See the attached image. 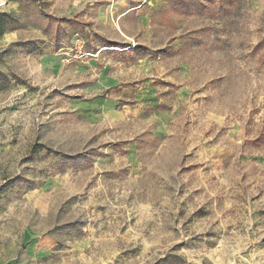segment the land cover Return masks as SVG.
I'll return each instance as SVG.
<instances>
[{
  "label": "rangeland",
  "instance_id": "1",
  "mask_svg": "<svg viewBox=\"0 0 264 264\" xmlns=\"http://www.w3.org/2000/svg\"><path fill=\"white\" fill-rule=\"evenodd\" d=\"M2 13L0 264H264V0Z\"/></svg>",
  "mask_w": 264,
  "mask_h": 264
},
{
  "label": "trees",
  "instance_id": "2",
  "mask_svg": "<svg viewBox=\"0 0 264 264\" xmlns=\"http://www.w3.org/2000/svg\"><path fill=\"white\" fill-rule=\"evenodd\" d=\"M5 17H9V15L7 13H2L0 15V35L3 34L5 32V30L7 29L6 24H5ZM76 21H78V20H76ZM78 22L81 23L80 21H78ZM120 47H127V45H122ZM0 78L8 80L9 76L0 70Z\"/></svg>",
  "mask_w": 264,
  "mask_h": 264
}]
</instances>
